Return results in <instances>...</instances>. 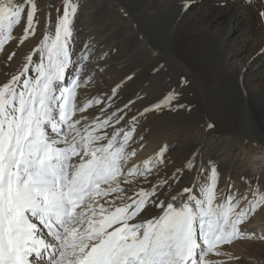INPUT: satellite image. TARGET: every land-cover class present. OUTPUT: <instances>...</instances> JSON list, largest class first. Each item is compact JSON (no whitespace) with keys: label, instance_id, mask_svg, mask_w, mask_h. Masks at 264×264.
Instances as JSON below:
<instances>
[{"label":"snow or ice","instance_id":"obj_1","mask_svg":"<svg viewBox=\"0 0 264 264\" xmlns=\"http://www.w3.org/2000/svg\"><path fill=\"white\" fill-rule=\"evenodd\" d=\"M54 11L36 47L0 82V264H222L210 256L255 237L240 226L264 206V191L232 193L228 184L223 194L215 164L205 169L196 153L170 181L159 174L167 145L135 160L144 148L135 135L143 113L127 116L133 101L114 107L120 84L110 96L78 102L77 90L93 79H82L92 50L86 42L75 52L76 0ZM38 12L36 0L11 7L0 0V53L22 23L16 46L35 37ZM176 96L143 112L171 107ZM94 105H103L97 115H80ZM184 170L202 179L173 194ZM151 208L159 214L147 215Z\"/></svg>","mask_w":264,"mask_h":264},{"label":"bare ground","instance_id":"obj_2","mask_svg":"<svg viewBox=\"0 0 264 264\" xmlns=\"http://www.w3.org/2000/svg\"><path fill=\"white\" fill-rule=\"evenodd\" d=\"M102 4L113 10L110 16H106V26L103 29L100 27L103 34L107 33L113 39L112 44L105 48L103 54L114 55L116 61L123 56V51L129 42L133 46L139 44L131 53H126L121 63L122 65L135 63V73L142 75L145 83L136 101L126 110L128 117L137 115L139 112L143 113V115H137L135 135L137 145L143 143L144 148L138 151L135 160L148 158L164 145H167V148L171 147L181 135L187 136V132H184L190 130L189 128H192L200 139L202 137L200 144L206 137L215 138L224 135V140L230 139L227 143L230 147L237 145L246 147L244 143L249 142L248 138L243 134L238 135V132L236 136L243 135L239 138L242 142L236 141V138V140L231 139L230 136H234V133L224 127L220 116L236 114L235 108L238 112L242 109L244 113V104L247 105V103L256 105L261 101L262 108L259 105L260 108H256L257 111L254 110V112L264 132V94L257 95L255 91L256 88L261 87L262 82L264 83V19L259 15L264 10V0H102ZM186 5L188 7H185ZM123 12L130 15L129 20L138 26L137 32H134L123 20ZM51 13L55 20L56 13ZM92 26L85 22L81 27L83 31H86ZM168 26L171 28L167 32L169 34L168 50H165L162 48L163 35ZM44 31L43 21L38 27L37 35L31 38V41L28 40L21 47H16L22 34L16 33L14 28L15 39L11 40L0 53V82L7 79L5 72L14 71L23 64L24 57L36 47ZM118 34L121 36L119 37ZM85 37L84 33L82 39L85 40ZM142 37L145 39L144 42L150 45L151 51L140 47ZM13 51L17 55L5 68L4 61ZM100 56L102 55H93L92 60L97 61ZM115 61L112 62H118ZM88 66L86 65V68ZM103 77V83L98 85L92 93L77 94V100L81 101V104L95 96L111 95L112 91L106 80V74ZM83 78L86 76L84 75ZM191 80L198 86L202 100L196 98V93H192L191 96L186 93L188 87L194 89ZM116 85L117 83L112 87ZM170 92L177 93L176 98L171 102V107L148 111L150 114L138 109L140 106L147 108L157 104ZM118 99L117 96L115 107L121 104ZM101 107L103 105H94L83 115L91 119L98 114ZM211 110H216L218 115ZM149 116L151 122L149 120L150 123L146 124L145 121ZM240 118L238 116V119ZM209 124L214 126L209 128ZM140 137L143 139L140 140ZM202 157L199 164L203 161ZM159 174L164 176L160 172ZM193 177L196 182L202 179L197 173ZM193 177L185 187L191 186ZM153 182H155V176ZM219 187L223 188L221 185ZM158 214L159 211L157 212L156 208L149 209L147 213L149 216Z\"/></svg>","mask_w":264,"mask_h":264},{"label":"rangeland","instance_id":"obj_3","mask_svg":"<svg viewBox=\"0 0 264 264\" xmlns=\"http://www.w3.org/2000/svg\"><path fill=\"white\" fill-rule=\"evenodd\" d=\"M10 1L4 0L3 3L11 7V6H14V3L16 4V3L22 2V0L21 1L14 0L11 2ZM36 2L38 5V9H39L38 17L40 19V25L44 21L45 14L47 12L51 10H52L51 12H55L54 9L61 6V0H36ZM76 2L77 4L78 3L79 4H78V13L74 21L75 52L77 54L81 52V49L84 46L83 43L87 42V44L91 46L90 48L92 51L89 57V62L86 63V65H89V66L88 68H86L87 71H85L84 75L86 77L89 75L93 77L91 83H89L86 87H82L77 90V94L85 93L86 95L87 93H92L93 91H95L96 87L98 85H101V83H103L102 82L104 79L103 76H105L106 74V80L107 82H109L110 86L109 85L108 86L111 89L110 91H112V89L114 88L112 87L114 84L117 83L121 85L118 91V94H117V96L119 97L118 100L121 104H119L116 107H119V106L122 107L124 104H127L129 101L135 102L136 98L138 97V95L140 94L142 90L143 85L145 84L143 82V76L135 73V70H134L136 68L135 63H128L124 65H122L121 63L125 59L126 53L127 54L131 53L133 49H136L139 46V44H135L133 46L131 42L128 43V41H126V43H128L127 44L128 47L126 46V49L123 51V56H121L119 59H116V61L118 62L115 61L114 55H109V53L106 55L103 54L105 48L110 46L113 40L112 37L107 35V33L103 34L102 32L103 27L106 26L105 25L106 16H110V12H113V10H110L106 8L105 6H103L102 0H76ZM169 8L171 7L169 6ZM128 17H130V15L125 14L123 12L122 14L123 20L128 23L129 27L132 30H134V32H137L138 26L135 23H133L131 20H129ZM85 22H88L90 25H93V26L88 28L86 31H83L81 26ZM100 27L102 29H100ZM170 28L171 27L168 26L166 28L167 30H166L165 35H163L164 43H163L162 48H164L165 50H168L167 41L169 38V34L167 32H169ZM15 29H16V33L22 34L23 33V23L17 26ZM37 32H38V29H37ZM87 32L89 33L88 35H87ZM84 33L86 36L85 40L82 39L84 36ZM118 36L120 37L121 34H118ZM33 38L34 37H32V39ZM32 39L29 38L28 40L31 41ZM140 41H141L140 47L151 51L150 45L144 42L145 41L144 37H142ZM96 54H99L102 56H100V58L97 61H94L92 60V57L93 55H96ZM101 57L103 58L101 59ZM110 59L111 61H109ZM112 61H115L116 63H113ZM127 77H131V79H126ZM191 83L194 84V89H191L188 87V89L186 90V93L190 94L189 96H191L192 93H196V98L198 100H202V96L200 95L201 93L199 91L198 86L192 80H191ZM253 83L257 84V82H253ZM262 83H261L260 88L255 89L257 95L259 93L264 94V83L263 84ZM78 102H81V101H78ZM244 105H245L244 113L242 109H239V112H240L239 113L237 108H235L236 114L231 113V114L221 115L220 113L221 115L220 118L222 117L223 119L222 124L224 125V127L227 128L232 133H234V136H230L231 139L233 140L237 139L236 141L242 142V140L239 139L240 137H243V135H245L248 138L249 142L244 141L245 142L244 145L246 147H241L238 145L230 147L229 145H227L228 141L230 142V139L224 140L225 139L224 135H221V136L219 135V136H216L215 138L206 137L203 139V142L201 143L202 144L201 145L200 140L202 139V137L200 139L198 134H195V132H193L194 130H192V128H189L190 130H186L184 132V133L187 132L186 133L187 138L181 135L180 139H177L176 142L171 147L167 148V152L165 153V159H166L167 165L166 167H163L160 169L161 170L160 173L168 177L169 180L171 181L172 173L175 172L176 169L182 168L185 162L193 156V153H196L197 154L196 155L197 164H199L200 157L203 156L202 164L205 169L209 168V161L215 164L219 172L218 191L222 192L223 194H227L228 184L232 185L230 189L232 193L243 194L244 192L249 190L250 186L251 187L258 186L259 190L264 191V155H263L264 154V142H263L264 132L261 129L262 128L261 122L257 121L256 114L254 112V110L257 111L256 108L258 109L260 107L262 108V103L261 101H259V104H256L258 105V107L255 105V103L253 104L247 103V105L246 104ZM138 109L143 111L145 108L143 107L141 108L140 106V108L138 107ZM135 111H137V108H135ZM213 111L215 112V114H217L216 110H211V112ZM139 113H142V112H139ZM83 114L84 113L80 115H83ZM247 115L249 116L247 117ZM238 116L241 118L238 119ZM149 120L151 122L150 116L147 117L145 123L149 124L150 123ZM258 122H260V124ZM237 128L239 131L237 130ZM240 131H242V133H240ZM237 133L238 135L239 134H243V135L238 137L236 136ZM195 173H196L195 170L191 172L188 170H184L183 173L177 174L178 183L173 184L172 189H171L173 194H175L180 189L185 187L189 183V181L191 180V178L194 176ZM219 185H221V187L223 186V188H220ZM237 199H239V196H237ZM247 204H248V200H243L241 201L239 207L243 208ZM158 211L159 209H157V212ZM240 227H241V231L243 232L255 233V237H253L252 239H239V240L234 241L230 245H223L221 247V252L223 254L220 256L213 255V256H210V258L221 261L222 264H264V239L256 238V237L264 236V206L259 208L257 212L253 216H251Z\"/></svg>","mask_w":264,"mask_h":264}]
</instances>
